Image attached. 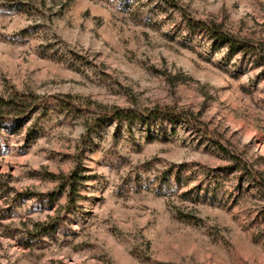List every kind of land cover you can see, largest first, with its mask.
Wrapping results in <instances>:
<instances>
[{"label":"rangeland","instance_id":"rangeland-1","mask_svg":"<svg viewBox=\"0 0 264 264\" xmlns=\"http://www.w3.org/2000/svg\"><path fill=\"white\" fill-rule=\"evenodd\" d=\"M0 97V264H264V0H0Z\"/></svg>","mask_w":264,"mask_h":264},{"label":"trees","instance_id":"trees-1","mask_svg":"<svg viewBox=\"0 0 264 264\" xmlns=\"http://www.w3.org/2000/svg\"><path fill=\"white\" fill-rule=\"evenodd\" d=\"M174 7V5H171ZM192 28H198V29H205L204 27H197V25L195 24H191ZM207 31L216 39L219 41H222L224 43H226L228 45V47L232 50L234 49L236 46H238L237 44H235L233 42V40L223 34L219 29H216L215 27H206ZM23 112V109H21V103H19L16 99L9 97L8 99H4L2 97H0V122H2L3 118H5L6 116H11V115H19ZM115 116L119 119H124L127 120L129 122H132L136 119L139 118V115H135L132 112L129 113H125V112H121V111H117L115 113ZM77 174L73 173L72 175H70L67 179L66 182L64 183L65 186H69V190L67 191V207H69L70 205H74L75 203V194H76V181H77ZM64 191V189H63ZM62 194V193H59ZM46 230H48L46 228Z\"/></svg>","mask_w":264,"mask_h":264}]
</instances>
